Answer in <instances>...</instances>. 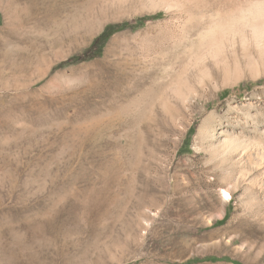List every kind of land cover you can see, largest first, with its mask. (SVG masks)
Here are the masks:
<instances>
[{"label":"rangeland","instance_id":"1","mask_svg":"<svg viewBox=\"0 0 264 264\" xmlns=\"http://www.w3.org/2000/svg\"><path fill=\"white\" fill-rule=\"evenodd\" d=\"M262 156L264 0H0V264H264Z\"/></svg>","mask_w":264,"mask_h":264},{"label":"trees","instance_id":"2","mask_svg":"<svg viewBox=\"0 0 264 264\" xmlns=\"http://www.w3.org/2000/svg\"><path fill=\"white\" fill-rule=\"evenodd\" d=\"M127 28L126 25H122V26H119L117 27L116 29L112 28V27H108L104 32L103 34L100 36V40H102L103 38H108L110 37L115 31H119V30H123Z\"/></svg>","mask_w":264,"mask_h":264},{"label":"bare ground","instance_id":"3","mask_svg":"<svg viewBox=\"0 0 264 264\" xmlns=\"http://www.w3.org/2000/svg\"><path fill=\"white\" fill-rule=\"evenodd\" d=\"M260 160L262 161V165L264 166V156H262L261 158H260ZM228 195V194H227ZM220 218H224V213H223V215H221V216H219Z\"/></svg>","mask_w":264,"mask_h":264}]
</instances>
